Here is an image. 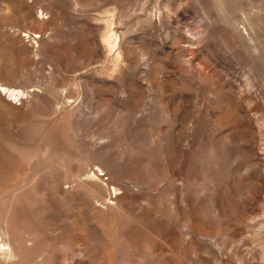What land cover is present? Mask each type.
Segmentation results:
<instances>
[{
  "label": "rangeland",
  "instance_id": "374dc122",
  "mask_svg": "<svg viewBox=\"0 0 264 264\" xmlns=\"http://www.w3.org/2000/svg\"><path fill=\"white\" fill-rule=\"evenodd\" d=\"M0 264H264V0H0Z\"/></svg>",
  "mask_w": 264,
  "mask_h": 264
}]
</instances>
